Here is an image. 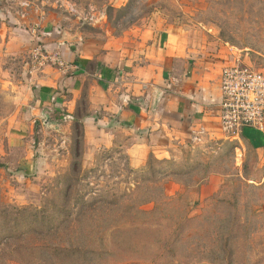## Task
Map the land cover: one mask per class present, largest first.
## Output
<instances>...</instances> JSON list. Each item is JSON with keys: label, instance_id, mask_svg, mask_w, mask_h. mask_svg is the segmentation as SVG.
Instances as JSON below:
<instances>
[{"label": "rangeland", "instance_id": "1", "mask_svg": "<svg viewBox=\"0 0 264 264\" xmlns=\"http://www.w3.org/2000/svg\"><path fill=\"white\" fill-rule=\"evenodd\" d=\"M21 1L0 0V9L7 4L8 18L23 9ZM27 1L31 4L27 13L35 7L51 9L77 19L79 26L94 36L105 34L107 28L123 34L135 23L159 24L158 29L175 27L187 38L188 48L197 52L199 68L212 72L213 77H219L224 67L241 63L264 71V0H124V4L115 0ZM34 49L0 59V219L4 217L10 226L23 219L20 229L38 232L52 231L50 220L61 215L62 208L71 210L69 218H73L80 205L126 195L135 188V174L130 173L128 157L119 148L87 152L82 127L75 121L49 117L52 121L40 125L35 134L32 69L38 64L34 63ZM209 89L217 92V87ZM17 126L23 130V142L8 147V133ZM252 147L223 135L200 136L174 161L173 167L184 172L182 180H196L197 184L185 186L169 176L166 195L176 204H188L195 220H211V243H201L197 232V240L179 245L176 253L168 251L160 257L157 245L139 243L129 256L118 251L111 261H11L8 252L4 261L0 245V264H264V149ZM194 166L197 170L192 169ZM143 167L134 169L141 172ZM168 168L153 162L151 170L159 175ZM210 170L211 175L223 178L217 191H224L213 202L215 192L201 197L202 183L198 184ZM177 185H181L178 190ZM224 206L239 220L250 222L236 240L229 239L231 232L218 228L217 213ZM153 207L150 203L142 208ZM38 216L46 217V221H36ZM130 216L126 209L118 211L112 226L106 227V235L115 227L128 225ZM3 231L0 229V240L6 235ZM29 237L30 244H35L33 232L26 233V239ZM45 237L53 241L55 236ZM117 247L120 249L121 244Z\"/></svg>", "mask_w": 264, "mask_h": 264}, {"label": "crops", "instance_id": "2", "mask_svg": "<svg viewBox=\"0 0 264 264\" xmlns=\"http://www.w3.org/2000/svg\"><path fill=\"white\" fill-rule=\"evenodd\" d=\"M3 6L0 59L41 46L66 63L46 61L32 69L35 134L49 117L79 122L87 152L119 148L136 169L150 155L176 161L197 137L222 136L217 116L222 72L213 77L200 69L197 52L179 29L135 23L123 34L107 28L105 36H94L77 19L51 9L35 7L24 17L17 11L7 18ZM216 87V93L209 89ZM7 137L12 148L23 142V130L17 126ZM240 141L264 149V131L248 128ZM222 179L211 175L201 185V197L216 192Z\"/></svg>", "mask_w": 264, "mask_h": 264}, {"label": "trees", "instance_id": "3", "mask_svg": "<svg viewBox=\"0 0 264 264\" xmlns=\"http://www.w3.org/2000/svg\"><path fill=\"white\" fill-rule=\"evenodd\" d=\"M153 162L169 166V168L162 169L157 175L151 170ZM173 164V160L158 159L150 155L141 172L129 165L130 173L135 174L133 178L135 188L126 195H117L111 200L99 198L89 204L80 205L73 218H69L71 210L67 212L63 208L60 209L61 215L52 217L50 220V225L54 228L52 231L42 229L35 232L30 231L32 230L30 228L20 229L23 219L10 226L8 222L4 223V217H2L0 229L1 231L4 229L2 233H6L0 240L4 261L7 259L11 261H111L116 258L118 251L129 256L133 251L131 248L135 249V245L139 243L148 247L157 245L156 252H162L159 255L162 257L167 255L168 251L176 253L178 246L184 242L197 240V232L200 233L201 243L208 244V241L211 243L209 234L211 220L205 218V220L202 218L195 220V217L190 216L188 204H176L174 199L170 200L166 195V183L169 176L185 186L192 185V182L197 184L196 180L191 183L185 179V181L182 180L181 173L184 172L173 167ZM192 169L197 170V166ZM212 172V170L206 172L198 184L207 181ZM221 193L215 192L211 197L212 202L218 201ZM220 201L223 202L222 199ZM65 202L68 203V199H65ZM150 203L154 204L152 209L142 208ZM122 209L130 212L129 224L111 228L110 234L106 235V227L112 226L111 221ZM228 209L224 206L223 209L218 210L216 219L221 223L218 228L221 231L231 232L229 239L236 240L239 232L245 231L250 222L239 220L235 212L230 213ZM62 216L66 217L59 220ZM36 221H46V217L38 216ZM188 229L191 232L186 234ZM27 232H33L35 244H30L32 238L26 239ZM46 235H54V240L50 238L48 240ZM118 244H121L120 249L117 247ZM7 252L8 258L5 259Z\"/></svg>", "mask_w": 264, "mask_h": 264}, {"label": "built area", "instance_id": "4", "mask_svg": "<svg viewBox=\"0 0 264 264\" xmlns=\"http://www.w3.org/2000/svg\"><path fill=\"white\" fill-rule=\"evenodd\" d=\"M30 6L29 1H21L23 9L19 14L26 16ZM33 57L38 65L46 61L66 65L59 55H48L41 46L34 49ZM220 89L218 119L224 137L240 139L248 128L264 131V71L243 63L226 66L221 73Z\"/></svg>", "mask_w": 264, "mask_h": 264}]
</instances>
